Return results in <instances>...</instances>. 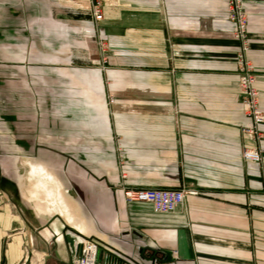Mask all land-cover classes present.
Here are the masks:
<instances>
[{
	"label": "crops",
	"instance_id": "obj_1",
	"mask_svg": "<svg viewBox=\"0 0 264 264\" xmlns=\"http://www.w3.org/2000/svg\"><path fill=\"white\" fill-rule=\"evenodd\" d=\"M91 1L0 0V264H74L70 232L114 264H264V121L244 131L226 0H101L98 22ZM245 9L264 112V0Z\"/></svg>",
	"mask_w": 264,
	"mask_h": 264
},
{
	"label": "built area",
	"instance_id": "obj_2",
	"mask_svg": "<svg viewBox=\"0 0 264 264\" xmlns=\"http://www.w3.org/2000/svg\"><path fill=\"white\" fill-rule=\"evenodd\" d=\"M228 18L235 23V37L241 41V50L238 53L239 83L242 92V104L246 114L251 118L244 131L253 135H259V125L264 121V112L260 107L259 92L256 88V74L251 62L246 59L245 52L249 48L248 43V13L245 9V0H226ZM91 11L98 22L103 20V3L101 0L91 1ZM101 49L105 44L100 41ZM105 59V58H104ZM106 60V59H105ZM114 97L109 95V102L113 103ZM244 157L253 161H261L262 154L259 149L248 148L244 150ZM123 159L120 158V161ZM124 195L128 201L149 202L155 212H175L185 201V192L178 189H129L124 188ZM74 238V264H114L106 258L100 257L99 244L93 239L81 237L70 232ZM176 254V251L174 252ZM26 262H24L25 264Z\"/></svg>",
	"mask_w": 264,
	"mask_h": 264
},
{
	"label": "bare ground",
	"instance_id": "obj_3",
	"mask_svg": "<svg viewBox=\"0 0 264 264\" xmlns=\"http://www.w3.org/2000/svg\"><path fill=\"white\" fill-rule=\"evenodd\" d=\"M33 264H43L42 255L37 253L33 258Z\"/></svg>",
	"mask_w": 264,
	"mask_h": 264
},
{
	"label": "rangeland",
	"instance_id": "obj_4",
	"mask_svg": "<svg viewBox=\"0 0 264 264\" xmlns=\"http://www.w3.org/2000/svg\"><path fill=\"white\" fill-rule=\"evenodd\" d=\"M90 5H91V3H90ZM90 12H92V11L90 10Z\"/></svg>",
	"mask_w": 264,
	"mask_h": 264
}]
</instances>
